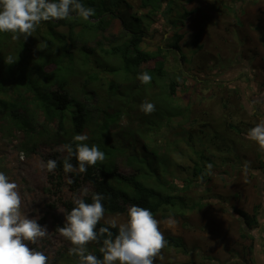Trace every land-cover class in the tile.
<instances>
[{
    "label": "rangeland",
    "instance_id": "rangeland-1",
    "mask_svg": "<svg viewBox=\"0 0 264 264\" xmlns=\"http://www.w3.org/2000/svg\"><path fill=\"white\" fill-rule=\"evenodd\" d=\"M127 1L133 9H128L122 0H91V3L82 0L85 7L95 9V15L89 19L91 23H96L102 17L108 24L107 28L97 30L88 21L79 18L75 31L78 33V43L92 49L91 53L82 50L89 66L93 67L92 71L111 79L114 75L112 70H116L119 78L132 77L135 81L133 72L124 69L121 54L112 56L103 52L111 46L123 45L138 30L131 22L132 13L144 17L151 11V7L144 5L145 0ZM166 1L174 2L172 12L166 14L167 19L163 17L164 10L161 14H153L152 22L146 21V33L140 44L143 50L158 56L141 64L137 71L141 74L146 69H153L157 60L161 59L166 63L163 70L167 76L162 81L152 83L151 87L134 85L133 97L130 94L126 97L128 111L126 117L122 118L123 136L118 141L127 151L131 150L133 144V153L139 158L146 156V152L139 150L143 143L149 144L152 150L160 145L159 162L168 164L167 169L159 167L160 173L168 181H176L174 194L187 202L188 209L184 213L176 208L175 214L170 213L167 217H164V212L154 215L160 221L164 236H172L183 245V248L169 246L164 249L162 258H157L155 264H264V174L251 172V169L255 171L256 167L262 165L264 152L247 136L252 127L264 120V0ZM47 28L41 23L39 34L43 35ZM68 29V26L58 28L64 34H68ZM178 35L183 39L176 47L175 37ZM235 35L243 36L244 42H237ZM25 44L23 37L18 40L11 38L9 45L4 44L0 68L11 71L18 64ZM159 46L165 49L161 53ZM8 56L16 61L7 64L5 58ZM51 69L53 66L46 68L47 71ZM85 75L84 69L79 67L69 77L71 86L83 87ZM172 79L177 80V90L170 101L180 103L181 109L189 111L192 118H197L195 125L192 121L187 122L182 117H173L163 111L162 104L168 100L165 83ZM253 80L256 82L253 83ZM15 82V79L0 80V98L13 103L18 96L14 91ZM56 89L58 84L55 85ZM140 89L148 92L141 93ZM30 93L28 91L25 96ZM68 93L70 97L76 96L74 89ZM98 93L100 95L96 93V97L94 93L93 97H81L93 106L100 105L106 93ZM145 100L156 106V111L150 115L140 111V105ZM12 109L14 111L15 107ZM10 113L5 109L0 110V171L19 186L25 214L29 218H37V222L47 226L49 232L47 238L30 247L42 251L48 257L49 264H78V258L68 254L71 243L56 229L64 226L65 215L75 207L73 198L92 194L94 187L82 183L77 188L68 182L74 179L72 172L61 170L49 173L40 167L42 162L63 160L67 155L60 151L63 141L57 146L50 142L53 126L42 129L45 115L41 111L32 122L38 134L27 146L30 136L14 128ZM97 115L100 124L103 115ZM203 123L209 128L207 135L200 132ZM65 126L71 128V120L67 119ZM94 126V123L86 126L81 135H86L88 139L104 137L101 130ZM42 130L44 136L41 137ZM232 149L239 158L235 166H247L245 170L234 172ZM203 150L206 157L213 160H203L205 165H213L206 186L210 192L206 193L197 184L188 185L182 190L181 183L187 185L193 178L192 168L197 162L201 164L196 152ZM118 169L123 174L134 172L126 164L125 158L118 161ZM224 178L232 181L227 183ZM84 189H87L86 195L83 194ZM209 199H217L220 203ZM226 206L256 213L262 227L242 230V222L231 216L225 210ZM127 218L125 213H105L102 222L110 224L115 220L124 223ZM170 218L175 221L174 224L167 223ZM92 249L93 245L89 244L88 252L91 253Z\"/></svg>",
    "mask_w": 264,
    "mask_h": 264
},
{
    "label": "trees",
    "instance_id": "trees-1",
    "mask_svg": "<svg viewBox=\"0 0 264 264\" xmlns=\"http://www.w3.org/2000/svg\"><path fill=\"white\" fill-rule=\"evenodd\" d=\"M122 1L128 9H133L127 0ZM87 3H91V0H88ZM173 4V1L167 3L166 0H145L144 5L151 7V11L144 15V17L138 13H132L131 15L133 19L131 22L138 30L130 35L129 39L126 41L124 40L125 43L123 45L111 46L109 49L103 51L105 54H110L112 56L121 54L124 60V69L127 72H133L132 75L135 81L132 77L119 78L116 76V70H112L114 75L111 79L103 76L100 72L92 71L93 67L89 66L86 55L83 53V51L91 53L92 49L86 47L85 44L78 43V33L75 29L77 28L79 18L76 15L72 16L70 23H68V20L42 22L48 26L46 32L40 35L37 28L34 32L36 37L33 34V36H31L33 39L28 37L27 40H25L26 44L22 46V56H20L19 59L17 57L18 64L9 72L8 69L4 70L0 68V80L15 79L14 91L18 94L17 98L13 99V103H10L9 99L0 98V110L5 109L8 113L12 111L10 113V118L13 121L14 128L30 136L26 146L30 145L33 142L34 136L38 134L32 125L33 119L36 118L38 111H41L45 115L44 121L41 123L43 125L42 129H45L47 126H53L50 142L55 143V146H57L58 143H62V141L64 144L73 143V137L77 134L81 135L83 129H85L86 126L93 125V123L95 125L94 127L101 130L100 132L103 133L104 137L98 139L89 138L88 141H84V143H87L90 147L93 144L97 145L99 149L105 153L106 159L103 163H98L95 167H88L86 173L81 174L79 172H72L74 179L71 184L78 188L82 183H89L94 187L95 192L93 193L104 195L105 200L103 204L105 213L127 214L128 208L132 205H136L149 209L153 215L164 212V217H167L170 213L175 214L176 208L181 209L182 213L188 209L186 200L176 196L173 192L175 191L174 185L176 181H168L166 178L162 177L160 173L159 167L162 166L167 169L168 165L167 163L162 164L159 162L160 153L158 150L160 145L152 150L149 144L143 143V145L139 147V150L142 149V153L146 152V156L145 158H139L133 153V144L131 145V150L127 151L124 147L119 145L118 142L123 136V133H121V121L122 118L126 117L128 111V107H126V97H129L128 94L133 97L134 85L137 84L144 88H147L146 85L151 87L152 83H157L159 80L162 81L167 76L166 71L163 70L166 63L161 59L157 60L156 67L154 66L153 69L150 68L145 70V72L152 76L150 84L143 85V83L140 82L137 68L141 64L149 62L151 59L158 56L155 53H149L141 48L140 44L146 33V24H148L146 21L152 22V16L157 12L161 14L163 10V17L167 19L166 14L172 12ZM88 22L92 28L97 30L107 28L108 24L102 17H100L96 23H91L90 20ZM61 26L69 27L68 34H64L58 30ZM148 27L150 28V26ZM243 38V36L235 35V40L237 42H244ZM182 39L183 36H176L174 46L177 47V43ZM10 40L11 34L0 33V55H3L1 54V49L4 44L9 45ZM158 50L161 53L165 49L159 46ZM1 58L0 56V62L3 60V58ZM79 59L81 61H79ZM50 66H53V69L47 71L46 68ZM79 67L81 70L84 69L86 74L83 87L78 86L80 89L76 86H71V82L69 81V77L74 75ZM125 80L126 82L123 83L122 81ZM252 82L255 83L256 81L253 80ZM57 84L58 89L54 90ZM165 84H167L166 88L168 89L166 93V99L168 97V100L162 104L164 105L163 111L173 117H182V119L187 122L192 121L195 125L197 118H192L189 111L181 109L182 105L180 103L170 101V99L173 100V97L176 95L177 80H168V83ZM256 87L258 88V86ZM72 89H74L76 93L74 97H70L68 93ZM28 91L31 93L26 97L25 93ZM97 91L106 93L104 101L103 95L100 96L103 101L100 105L93 106L85 99V101L83 100L87 95L93 97V93L95 97L97 96L96 93L100 95ZM139 92H148V90L142 91V89H140ZM150 94L154 93L151 92ZM117 103H122V105H118ZM13 107H15L14 111L12 109ZM32 108H34V110H32ZM68 110H72V112H68ZM67 113H69V115H67ZM99 113L103 115L100 124H98L99 116L97 115ZM67 119L71 120V128L65 126V121ZM95 121H97V123ZM201 127L202 129H200V132L207 135L209 132L208 125L203 123ZM116 129L118 131H113ZM40 133L41 137L44 136L43 130L42 132L40 131ZM92 137L95 136L93 135ZM190 137L192 140V136ZM167 148L168 147L165 149L166 151ZM196 153L199 156L201 164L197 162L192 168L193 178L187 185L184 182L181 183L182 190H184L186 186L188 187V185L197 184L198 187L204 188V191L209 193L210 189L206 186L209 184L210 175L205 174L206 165L203 160L211 161V159L206 157L205 150ZM121 158H125L126 164L133 168V173L123 174L119 172L118 161ZM236 161L237 159H234L233 166L235 173L245 168L236 167ZM70 162L73 163L74 168L78 169L75 157H73ZM211 162H213V160ZM263 162L264 161L261 163L262 165L256 167L255 171L251 169V172L256 175H263ZM56 169L58 171L55 170L54 172L63 170L62 159L57 161ZM251 172L250 175H252ZM52 176L53 174H51V177ZM78 178H80L79 181H75ZM152 179L154 180L152 181ZM224 180L227 183L232 181L226 178H224ZM92 194L83 197L86 203L92 202ZM209 200L216 204L220 203L217 199ZM225 210L229 212L231 216L238 218L242 222V230L244 231L248 228L253 229L254 227H262L259 222L260 218L256 213L250 214L241 208L232 206H226ZM109 226V223L101 221L98 228ZM111 230L114 234L118 232V229ZM165 238L168 241V245L164 249H167L169 246L183 248V245L175 240L174 237L165 236ZM90 244L94 247L91 254L102 258V253L100 252L102 244Z\"/></svg>",
    "mask_w": 264,
    "mask_h": 264
},
{
    "label": "clouds",
    "instance_id": "clouds-1",
    "mask_svg": "<svg viewBox=\"0 0 264 264\" xmlns=\"http://www.w3.org/2000/svg\"><path fill=\"white\" fill-rule=\"evenodd\" d=\"M73 13L83 21H89L95 15V9L85 7L81 0H0V33L11 34L13 40L21 37L26 40L33 36L42 22L69 20ZM15 61L12 56L5 58L7 64ZM138 79L143 84H150L152 76L143 72ZM140 111L150 115L156 111V106L145 100L140 105ZM247 136L264 152V120L252 127ZM87 139L86 135L77 134L73 143L60 147L61 152L67 153L63 158L65 173H86L88 167H95L106 159L97 145L90 147L84 143ZM231 153L234 159H239L233 149ZM73 157L78 169L70 162ZM40 167L52 173L57 168V160L49 159ZM212 168L211 163L207 164L205 174L212 175ZM68 182L73 183V180ZM83 194H87V189ZM91 200V203H86L83 198L74 197L75 207L65 215L64 226L56 229L71 243L68 254L77 257L78 264H155L157 258H162L161 253L168 241L160 230V221L149 209L132 205L128 208L126 222L113 220L109 227L98 228L105 218V196L93 193ZM167 223L171 225L175 221L170 218ZM111 229H118V232L114 234ZM48 236L47 226H41L37 218H29L23 211L17 183L0 171V264H49L42 251L30 247ZM90 243L102 244V258L88 252Z\"/></svg>",
    "mask_w": 264,
    "mask_h": 264
}]
</instances>
